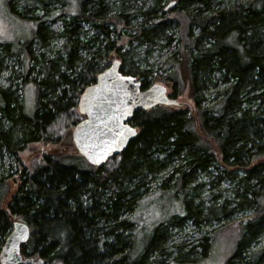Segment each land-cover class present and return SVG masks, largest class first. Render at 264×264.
Returning a JSON list of instances; mask_svg holds the SVG:
<instances>
[{
	"label": "trees",
	"instance_id": "1",
	"mask_svg": "<svg viewBox=\"0 0 264 264\" xmlns=\"http://www.w3.org/2000/svg\"><path fill=\"white\" fill-rule=\"evenodd\" d=\"M129 1L138 0H25V11L41 12L25 18L15 11L13 0H7L11 14L36 28L16 43L0 41V77L9 71L6 59L13 58L23 68L14 79L20 80V89L32 86L33 105L27 112L17 86L10 81L7 86L0 84V156L18 155L29 143L46 147L41 163L20 176L6 205L9 189L0 178V249L15 216L30 230L21 254L41 258L45 264H150L148 257L154 252L156 264H193L195 248L183 251L182 245H175L165 251L168 227L180 226L184 220L198 227L209 220H228L235 209H250L252 216L241 227L236 251L224 264H259L264 250L249 253L246 263L242 254L264 227V0L209 16L202 13L214 0H177L167 16L178 37L177 50L165 63L170 70L166 81L174 96L177 87L188 86L193 103L135 110L128 123L137 129L136 136L99 167L88 164L75 148L59 145L84 119L77 109L81 93L112 60H120L122 74L140 78L142 89L149 86V73L128 61L135 55L128 46L133 41L144 44L147 54L170 23L156 17L162 10L158 0L133 14L126 12L131 6H124ZM113 7L118 14L110 16ZM136 16L144 23L156 22L150 28L140 25L129 36L115 30L118 25L127 27ZM46 21H59L60 30H52ZM83 24L88 25L86 31ZM57 39L59 48L45 55L41 49ZM215 78L228 86L215 104L202 107L203 94ZM168 166H173L172 171L158 189L172 190L173 195L184 192L203 173L211 177V187L215 180L233 185L236 198L218 203V196L210 194L214 204L204 207L182 196L183 213L160 223L136 255L135 208L148 179ZM214 170L220 173L212 176ZM171 178L175 179L171 188L166 187ZM201 186L194 184L190 190ZM213 233L201 239V259L211 249Z\"/></svg>",
	"mask_w": 264,
	"mask_h": 264
},
{
	"label": "rangeland",
	"instance_id": "2",
	"mask_svg": "<svg viewBox=\"0 0 264 264\" xmlns=\"http://www.w3.org/2000/svg\"><path fill=\"white\" fill-rule=\"evenodd\" d=\"M24 1L25 0H13L16 12L24 14L25 18L41 14V12L37 9H32L30 12L25 11V7L23 6ZM112 1L113 0H111V2ZM158 1L163 11L161 10L162 12H158L156 17L163 16L164 19L168 21V9L173 7L177 0ZM250 1L251 0H214L211 3L210 8L208 10H204L202 16H209L214 11L228 9L234 5H246ZM6 2L7 0H0V41H6L13 44L17 41L30 37L31 32L34 31L36 27L32 23H24V20L11 14ZM114 4L113 6H117V4ZM151 5L152 0H138L136 2L129 1L124 6H131V8H128L126 12H128V14H133V12L136 11L144 12L146 8ZM194 8L196 7L194 6L193 9ZM115 14H118V10L113 7V10L109 15L113 16ZM172 21L173 20L168 21L170 24H168L164 29L162 36L154 41L147 54H144V51L146 50V46L144 44H138L133 41L128 47L131 48L132 53L135 55L128 61L133 63L134 67H138L139 70L149 73V86L156 83L162 84L166 87L167 93L171 98L177 100L178 102L185 103L186 105L184 107H189L193 102L188 95V86H181L180 88L177 87L175 89L176 93L174 96V89H172L173 87L171 86V83L166 81V77L170 72V70L165 66L166 60L177 50L175 44L178 37V30ZM155 22L156 21L152 19L150 23H144L142 17L136 16L130 19L127 27L122 28V26L118 25L115 27V30H120L124 36H129L134 35L140 25L144 28H150L152 25L149 24H154ZM45 25L52 28V30H60L61 28L59 21H56L55 23L46 21ZM83 28H85L86 31L88 25L83 24ZM89 34L92 35L91 32H89ZM261 34L264 39V26L262 27ZM167 37H170L171 41H168ZM60 45L61 40L57 39L56 42H51L50 45L41 49V51L45 53V55L50 56L53 51H56L59 48ZM19 58H22V54L19 55ZM5 62L6 67L9 71H11V73L9 71L2 73L0 77V84L1 86H7L11 82L13 86H17V95L23 96L25 102L23 103L26 105L27 112H30L33 105L32 86H23L20 89V80H15L14 78L16 76L15 74H20L23 68L20 66L18 67V64L13 58H8ZM215 79L216 81H214V85L203 94L201 100L202 107L204 106L206 108L215 104L220 98L219 93H221V91L228 86L219 82L217 78ZM138 81L140 82L141 79L138 78ZM251 95L252 94L249 96L251 97ZM254 102L256 103V101ZM181 108H183V105ZM71 132L72 130H70L69 135L65 137L63 141H60L59 145L62 148H74L71 140ZM17 138L18 135L14 134L12 142L15 143ZM14 147L17 148L18 145L15 144ZM45 147L46 146H44L41 142L29 143L21 148L18 155H11L10 153L4 152L0 156V178L9 189L7 195L6 192L3 194V196L5 197L6 195L7 198L6 201L3 202L4 205L7 204L10 196L14 193L20 176L25 175L41 163L44 152L43 148ZM172 167L173 166H168L165 171H162L161 173L155 175V177L148 179L145 194L137 203L134 211V219L137 227L135 232L136 236L132 235L134 238V249L136 255L139 254L142 247L144 249V247L148 244L153 235V230L160 223L171 219L174 215H181L183 213L184 207L180 202L182 196L187 195V199L191 197L194 204L202 203L204 207L214 204V201H211L208 197L210 194L218 196V203L225 199L231 200L233 197L236 198V189L233 185L229 186L224 182L218 183V181L215 180L212 185L213 187H211L208 184V179L211 180V177H207L203 173L198 176V179L194 183H190L189 187L185 188L184 192H177V194L173 195L172 190L158 189L164 185L165 180L172 171ZM214 171L215 172L211 171L212 176H217L218 173H220L219 170ZM174 180V178L168 180V185L166 187L171 188ZM198 183H202V186L196 191L193 190V192H191L190 186L193 187L194 184ZM1 191L2 190L0 189V193H2ZM251 216L252 210L250 209H235L228 220H209L205 223H201L198 227H195L192 221L184 220L181 222L180 226L168 227V240L166 241L164 249L166 252H170L172 250L171 248L175 245H182L184 248L183 251L195 248L196 254L190 257L196 259L193 264H224L227 259L235 253L242 233L241 227L250 221ZM13 218L14 221H21L15 216ZM212 231H214V233L211 249L205 257L201 259L199 254L201 250L199 247L201 239L206 233H210ZM262 250H264V227L243 250L244 254H242V263L248 262L249 253H255ZM157 258L156 252L151 253L148 257V262L150 264H156L155 260ZM184 264L191 263L186 262ZM259 264H264V258L260 260Z\"/></svg>",
	"mask_w": 264,
	"mask_h": 264
},
{
	"label": "water",
	"instance_id": "3",
	"mask_svg": "<svg viewBox=\"0 0 264 264\" xmlns=\"http://www.w3.org/2000/svg\"><path fill=\"white\" fill-rule=\"evenodd\" d=\"M120 64V60H112L96 75L95 82L83 90L78 100L77 109L84 119L72 129L71 140L77 154L92 166H101L123 151L136 136L137 129L128 123L135 110L183 105L171 98L162 84L142 89L135 77L120 72ZM29 235L25 222L13 221L0 249V264H45L41 258L21 254L20 247Z\"/></svg>",
	"mask_w": 264,
	"mask_h": 264
},
{
	"label": "snow or ice",
	"instance_id": "4",
	"mask_svg": "<svg viewBox=\"0 0 264 264\" xmlns=\"http://www.w3.org/2000/svg\"><path fill=\"white\" fill-rule=\"evenodd\" d=\"M130 79V78H129Z\"/></svg>",
	"mask_w": 264,
	"mask_h": 264
}]
</instances>
